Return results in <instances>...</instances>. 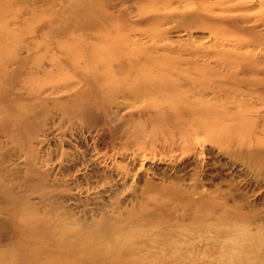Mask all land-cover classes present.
<instances>
[{
    "label": "rangeland",
    "instance_id": "obj_1",
    "mask_svg": "<svg viewBox=\"0 0 264 264\" xmlns=\"http://www.w3.org/2000/svg\"><path fill=\"white\" fill-rule=\"evenodd\" d=\"M252 64L264 0H0V264H212L209 227L264 237Z\"/></svg>",
    "mask_w": 264,
    "mask_h": 264
},
{
    "label": "bare ground",
    "instance_id": "obj_2",
    "mask_svg": "<svg viewBox=\"0 0 264 264\" xmlns=\"http://www.w3.org/2000/svg\"><path fill=\"white\" fill-rule=\"evenodd\" d=\"M222 45V44H221ZM234 46V45H233ZM250 47V46H249ZM182 50V49H181ZM247 50V49H246ZM245 50V51H246ZM192 54V53H191ZM188 57H190V56H188ZM203 59V58H202ZM171 61V60H170ZM205 62H207V61H205ZM132 63V62H131ZM188 64V63H187ZM123 66V65H122ZM127 66V65H126ZM159 67V66H158ZM196 67V66H195ZM252 67H253V69L254 70H260L261 68H263L264 66H261V65H256V64H252ZM180 72H182V71H180ZM197 73V72H196ZM181 75V74H180ZM154 80V79H153ZM261 83H264V82H261ZM152 84V83H151ZM147 86V85H146ZM135 87V86H134ZM148 87H149V85H148ZM147 90V89H146ZM137 95H138V90L135 88V89H133L132 91H131V94H130V96H132L133 98H135V97H137ZM120 97V96H119ZM113 107H115V106H113ZM119 108V107H118ZM121 108V107H120ZM125 108V107H124ZM123 109V108H122ZM104 110V109H103ZM112 110V109H111ZM118 111V110H117ZM109 115V114H108ZM116 115V114H115ZM257 127V126H256ZM186 129V128H185ZM49 134V133H48ZM189 134V133H188ZM184 140V139H183ZM192 140V139H191ZM193 142V141H192ZM194 142H196L195 140H194ZM173 147V146H172ZM143 152H144V150H143ZM170 152V151H169ZM107 153V152H106ZM173 154V153H172ZM159 155V154H158ZM203 155V154H202ZM261 155H262V153L259 155V153H254L252 156H251V160H253L254 161V159L255 160H259L260 159V157H261ZM134 156V155H133ZM165 156V155H164ZM230 156V155H229ZM238 156V155H237ZM172 157V156H171ZM174 157V156H173ZM223 157V156H222ZM249 157V156H248ZM191 158V157H190ZM189 158V159H190ZM235 158H236V156H235ZM237 158H239V157H237ZM174 159V158H173ZM207 159V158H206ZM226 159V158H225ZM244 160H245V158H243ZM185 160V159H184ZM243 160V161H244ZM186 161V160H185ZM206 161H209V160H206ZM216 161V160H215ZM217 161H219V160H217ZM225 161V160H224ZM230 161V160H229ZM240 161V160H239ZM264 161V160H263ZM187 162V161H186ZM223 162V161H222ZM221 162V163H222ZM259 162V161H258ZM226 163V162H225ZM235 163V162H234ZM246 163V162H245ZM260 163V162H259ZM204 164V166H205V163H203ZM209 164V163H208ZM213 164H214V162H213ZM216 164V163H215ZM231 164V163H230ZM229 164V165H230ZM185 165H187L186 163H185ZM189 165V164H188ZM190 165H191V163H190ZM210 165H212V163L210 164ZM219 165H220V163H219ZM223 165H224V163H223ZM223 165H221L222 167H223ZM228 165V166H229ZM232 165V164H231ZM256 165V164H255ZM254 165V168L256 167ZM257 165H258V163H257ZM215 166V165H214ZM226 166V165H225ZM251 167L253 166V164L252 165H250ZM183 167H184V165H183ZM187 167V166H186ZM220 168V166H219V168L220 169H223V168ZM174 168V167H173ZM196 168V167H195ZM218 168V169H219ZM228 167H226V169H227ZM232 168V167H231ZM236 168V167H235ZM245 168V167H244ZM248 168V167H247ZM253 168V169H254ZM260 168V167H259ZM171 169V168H170ZM179 169V168H178ZM200 169V168H199ZM215 169H217V166H216V168H214V170H213V168H212V171H215ZM230 169V168H229ZM240 169H242V168H240ZM206 170V169H205ZM209 170V169H208ZM211 170V169H210ZM225 170V169H224ZM224 170H223V172H224ZM236 170V169H235ZM239 170V169H238ZM237 170V171H238ZM257 170H258V168H257ZM264 170V169H263ZM167 171H169V170H167ZM178 171V172H177ZM176 172L179 174V170H177ZM204 171V170H203ZM233 171H234V168H233ZM233 171H231V172H233ZM242 171V170H241ZM259 171V170H258ZM183 172V171H182ZM189 172V171H188ZM199 172V171H198ZM210 172V171H209ZM217 172H219V173H221V171H217ZM216 172V173H217ZM247 172V170H245V173ZM254 172V171H253ZM260 172H262V171H260ZM260 172H258V173H260ZM213 173V172H212ZM215 173V174H216ZM249 173V172H248ZM136 174H137V172H136ZM183 174V173H182ZM197 174V173H196ZM206 174V173H205ZM223 174V173H222ZM221 174V176H224V177H227L228 178V176H229V174L227 175V176H225V173L222 175ZM243 174V173H242ZM175 175V174H174ZM230 175H232V173L230 174ZM253 175V174H252ZM263 175H264V173H263ZM263 175H261V176H263ZM170 176V175H169ZM200 176V175H199ZM204 176V175H203ZM220 176V177H221ZM234 176V175H233ZM240 176H244V175H240ZM246 176H249L248 174L246 175ZM246 176H245V178H246ZM251 176V175H250ZM255 176H256V174H255ZM189 177V176H188ZM206 177V176H205ZM205 177H203V180L205 179ZM210 177V176H209ZM216 177V176H215ZM219 177V176H218ZM223 177V178H224ZM230 177V176H229ZM236 177H237V175H236ZM253 176H251V178H252ZM208 178V177H207ZM205 179V180H207L208 181V179ZM217 178V177H216ZM222 178V179H223ZM235 178V177H234ZM250 178V177H249ZM255 178V177H254ZM253 178V179H254ZM257 178H259V177H257ZM178 179V178H177ZM188 179V178H187ZM210 179V178H209ZM215 179V178H214ZM218 179V178H217ZM226 179V178H225ZM225 179H223L222 180V182L225 180ZM229 179H231V180H233L231 177L229 178ZM236 179V178H235ZM243 179V178H242ZM256 179V178H255ZM260 179V178H259ZM258 179V180H259ZM180 180V179H179ZM216 180V179H215ZM226 180H228V179H226ZM230 180V181H231ZM248 180V179H247ZM257 180V179H256ZM257 180V181H258ZM190 181V180H189ZM211 182L213 181L214 182V180L213 179H211L210 180ZM229 181V180H228ZM240 181V180H239ZM239 181H237V182H239ZM249 181V180H248ZM251 181V180H250ZM253 181H255V180H253ZM260 181V180H259ZM234 182V181H233ZM205 183V182H204ZM226 183V182H225ZM245 183V182H244ZM255 183V182H254ZM256 183H258V182H256ZM261 183V182H260ZM260 183H258V184H260ZM181 184V183H180ZM189 184H191V183H189ZM214 184V183H213ZM228 184V183H227ZM226 184V185H227ZM231 184V182L229 183V185ZM249 184V183H248ZM257 184V185H258ZM199 185V184H198ZM222 185H224V183H222ZM251 184H249V186H250ZM253 182H252V187H253ZM166 186V185H165ZM178 186V185H177ZM236 186H237V184H236ZM235 186V187H236ZM263 186V185H262ZM261 186V187H262ZM170 187V186H169ZM168 187V188H169ZM174 187V186H173ZM264 187V186H263ZM167 188V187H166ZM165 188V189H166ZM203 188H204V186H203ZM227 188V187H226ZM239 188V187H238ZM237 188V189H238ZM250 188H251V186H250ZM250 188H248L247 190L249 191V189ZM172 189V188H171ZM187 189H189V188H187ZM228 189V188H227ZM230 189L232 190L233 189V187L231 188L230 187ZM241 189V188H240ZM257 189V188H256ZM258 189H260V188H258ZM242 190V189H241ZM253 190V189H252ZM227 191V190H226ZM250 191H251V189H250ZM228 192V191H227ZM232 192V191H231ZM243 192V191H242ZM247 192V191H246ZM245 192V193H246ZM252 192H254V191H252ZM184 193V192H183ZM191 193V192H190ZM245 193H244V195H245ZM248 193V192H247ZM168 194V193H167ZM181 194V193H180ZM197 194V193H196ZM262 194H264V193H262ZM261 194V195H262ZM238 195V194H237ZM254 195V194H253ZM163 196V195H162ZM161 196V197H162ZM165 196H167V195H165ZM240 195H238V197L237 198H239L240 199V197H239ZM243 197V196H242ZM245 198H246V196H244ZM261 197V196H260ZM165 198V197H164ZM182 198H184V197H182ZM253 198H255V197H253ZM258 197H256V199H257ZM259 199V198H258ZM107 200V199H106ZM161 200H163V199H161ZM170 201V200H169ZM247 201V200H246ZM254 201V200H253ZM256 201V200H255ZM171 202V201H170ZM233 202V201H232ZM249 202H250V200H249ZM261 203V202H260ZM166 204V203H165ZM165 204H164V206H165ZM207 204V203H206ZM250 204V203H249ZM251 204H252V202H251ZM249 205L250 206V208H253V207H251L252 205ZM254 204V203H253ZM255 204H257L256 202H255ZM193 205V204H192ZM262 206V205H261ZM195 207V206H194ZM254 207H256L255 205H254ZM190 208V207H189ZM246 208V207H245ZM191 210V209H190ZM217 210V209H216ZM166 212H167V210H166ZM215 212H217V211H215ZM231 212V211H230ZM259 212V211H258ZM171 213V212H170ZM204 213V212H203ZM259 213H261V211L259 212ZM189 214V213H188ZM205 214V213H204ZM256 214V213H255ZM167 215V214H166ZM170 215V214H169ZM203 215V214H202ZM249 216H251V215H249ZM168 217V216H167ZM190 217H192V216H190ZM261 217V216H260ZM258 220L260 219V218H258V217H256ZM181 219V218H180ZM244 219V218H243ZM257 220V221H258ZM180 221V220H179ZM183 221H185V220H183ZM247 222H249L248 220H247ZM255 222V221H254ZM259 222L261 223V222H263V219H261V220H259ZM169 223V222H168ZM227 223V222H226ZM226 223H223V225H224V227H223V230H224V232H223V235H220V234H218V233H216V229L214 228V227H209V229H210V232L212 233V235L213 236H215V244L218 246L217 248L219 249V250H217V254L213 257V261H212V264H258L262 259H261V253H260V251H263L264 249H263V247H264V237H263V235L261 234V233H259V232H255V231H252L253 229L252 228H250V227H248V224L244 221L243 222V224L242 225H233V224H226ZM259 223V224H260ZM254 224V223H253ZM256 224V223H255ZM263 224V223H262ZM197 225V224H196ZM261 225V224H260ZM181 226V225H180ZM179 226V227H180ZM172 227V226H171ZM188 228V227H187ZM261 228V227H260ZM263 228V227H262ZM185 229V228H184ZM183 229V231H185ZM168 230V229H167ZM201 230V229H200ZM217 230H219L218 228H217ZM222 230V231H223ZM176 231V230H175ZM187 231V230H186ZM192 231V230H191ZM203 231V230H202ZM172 232H173V230H172ZM190 232V231H189ZM185 233V232H184ZM170 234V233H169ZM169 234H167V237L169 236ZM173 234V233H172ZM190 235V234H189ZM188 236V235H187ZM170 237H171V235H170ZM166 238V237H165ZM164 238V239H165ZM189 238V237H188ZM175 240V239H174ZM161 241V240H160ZM172 242V241H171ZM174 242V241H173ZM178 242V241H177ZM166 243V242H165ZM165 245V244H164ZM177 245V244H176ZM204 248V247H203ZM189 249V248H188ZM190 251V250H189ZM191 252V251H190ZM206 252V251H205ZM206 261V260H205ZM169 262V261H168ZM207 262V261H206ZM261 263V262H260ZM179 264V263H178ZM198 264H199V262H198Z\"/></svg>",
    "mask_w": 264,
    "mask_h": 264
}]
</instances>
